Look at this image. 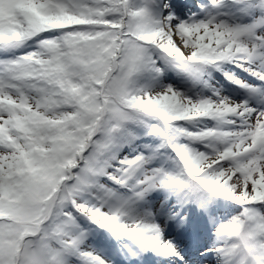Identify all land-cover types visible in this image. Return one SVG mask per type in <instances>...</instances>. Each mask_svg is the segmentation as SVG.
Masks as SVG:
<instances>
[{
    "label": "snow or ice",
    "instance_id": "snow-or-ice-1",
    "mask_svg": "<svg viewBox=\"0 0 264 264\" xmlns=\"http://www.w3.org/2000/svg\"><path fill=\"white\" fill-rule=\"evenodd\" d=\"M0 264H264V0H0Z\"/></svg>",
    "mask_w": 264,
    "mask_h": 264
}]
</instances>
